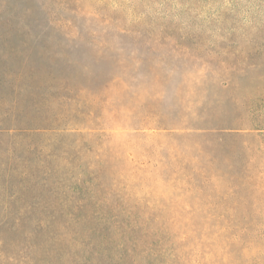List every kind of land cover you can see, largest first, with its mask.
Instances as JSON below:
<instances>
[{
    "label": "rangeland",
    "instance_id": "rangeland-1",
    "mask_svg": "<svg viewBox=\"0 0 264 264\" xmlns=\"http://www.w3.org/2000/svg\"><path fill=\"white\" fill-rule=\"evenodd\" d=\"M15 98L43 128L0 138L30 170L0 219L120 217L149 232L134 264H264V0H0ZM216 100L241 125L157 117Z\"/></svg>",
    "mask_w": 264,
    "mask_h": 264
},
{
    "label": "trees",
    "instance_id": "trees-1",
    "mask_svg": "<svg viewBox=\"0 0 264 264\" xmlns=\"http://www.w3.org/2000/svg\"><path fill=\"white\" fill-rule=\"evenodd\" d=\"M16 86L19 90L20 85ZM193 105L171 116L170 120L157 117L165 125H184L195 129H231L241 125V116H231L224 111V100L212 101L207 105L194 101ZM33 119L19 99L0 100V138L32 133L43 128L37 126ZM17 145L18 142H15L7 150L1 146L0 186L2 183L6 187L13 183L20 186L22 181L29 183V178L20 177L30 174L29 162L21 158L23 156L18 162L13 160V156L18 154ZM28 151H31V147ZM0 195L7 196V193L2 192ZM13 195L9 194L10 197ZM7 232L14 234L12 240L7 238ZM147 233L144 222L120 217L92 219L86 223L85 234L79 232L78 226L71 230L66 222L54 219L1 218L0 264H134L135 254H144L142 242L145 235L146 239L149 237ZM154 248L157 246L149 247L146 252L158 254Z\"/></svg>",
    "mask_w": 264,
    "mask_h": 264
}]
</instances>
